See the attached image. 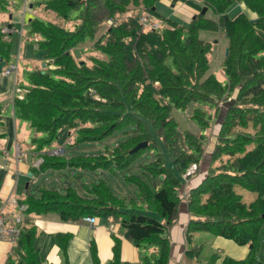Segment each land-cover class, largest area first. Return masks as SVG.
I'll use <instances>...</instances> for the list:
<instances>
[{
  "label": "trees",
  "instance_id": "16d2710c",
  "mask_svg": "<svg viewBox=\"0 0 264 264\" xmlns=\"http://www.w3.org/2000/svg\"><path fill=\"white\" fill-rule=\"evenodd\" d=\"M160 1L37 0L28 28L43 56L28 74L30 87L13 102L15 118L38 136L31 140L35 152L52 145L62 130L72 139L71 148L100 144L119 132L129 135L96 154H41L43 161L31 169L18 201L25 210L5 264L43 263L34 246L39 233L34 220L49 214L64 223L95 217L117 225L139 249L138 264H168V229L179 219L183 185L199 172L211 130L215 141L205 176L184 197L187 244L193 233H207L249 248L245 259L224 257L220 264H262L257 253L264 227V0H200L202 7L194 6L198 13L187 27L157 14ZM234 4H243L254 17L241 13L230 19L227 11ZM142 16L155 19L158 28L143 29ZM200 32L226 40L220 64L225 85L207 74L216 46L214 40L200 39ZM12 38L0 34V58L6 62ZM86 41L99 58L73 57L71 50ZM212 108L214 115L205 110ZM175 115L190 121L195 132L180 130ZM143 142L146 148L131 153ZM193 164L197 170L184 178ZM66 168L120 173L130 189L116 193L100 178L83 184L84 192L69 183L60 191L39 187L32 192L39 175ZM237 189L257 198L244 203ZM69 240L70 235H55L64 264ZM201 251L188 247L185 255L197 261ZM90 254L93 264H100L93 241ZM220 257L211 255L207 264H217ZM109 264H128L121 260L115 236Z\"/></svg>",
  "mask_w": 264,
  "mask_h": 264
},
{
  "label": "crops",
  "instance_id": "0c3cea01",
  "mask_svg": "<svg viewBox=\"0 0 264 264\" xmlns=\"http://www.w3.org/2000/svg\"><path fill=\"white\" fill-rule=\"evenodd\" d=\"M36 3L37 0H7L6 8L0 10V25H7L13 29L28 25L29 21L37 14L38 9L33 8ZM194 6L202 7L200 0H189V4L178 3L174 6L168 0H162L155 5V10L161 17L187 27L190 19L198 13ZM241 13L254 17L245 9L243 4H234L227 11L230 19L236 18ZM202 33L199 34L200 38L203 37ZM204 33H207V36L209 34L214 35V33ZM207 36L203 40L209 41L210 39H206ZM214 45L217 46V49L219 48L216 41ZM41 58L42 56L37 60ZM27 61L31 60L27 59ZM11 63H13L12 58L10 62L0 58V214L3 217V227L5 229L17 230L18 223L16 220H22L24 213V211H21L18 201L23 197L28 186L29 174L31 169L35 168L34 164L40 158V154L35 152V145L30 143L31 140L26 139L29 135L25 129L26 124L24 127L18 125V121L14 116L11 97L15 83L12 77L3 75V72ZM211 142L205 152L207 153V162L204 163L203 156V164L201 165V160L199 172L193 178L185 181L182 192L187 194L205 176V170L209 165L210 154H208V150ZM129 189L130 187H128ZM126 193L127 189L124 191V194ZM180 206L179 219L174 226L168 229L167 233L170 240L168 264H207L211 255L215 253L221 255L217 264H220L224 257L234 260H243L247 257L248 247L238 246L233 241L221 237H212L203 232L193 233L190 242L187 244L185 232L189 222V214L183 198ZM34 224L39 231L34 246L43 256L42 264H64L59 248L55 244V235L59 234L70 235L66 251L68 264H93L90 254V243L92 241L96 245L100 264H109L112 255L113 236L120 239L121 260L128 264H138L139 262V249L120 235L117 225L108 223L105 220L97 218V223L94 227H91L81 221L77 223L60 222L55 215L49 214L35 219ZM110 225H112V230L109 229ZM12 244L13 240L10 238L0 240V264H5ZM188 247L202 248L197 261L188 259L185 255Z\"/></svg>",
  "mask_w": 264,
  "mask_h": 264
},
{
  "label": "rangeland",
  "instance_id": "374dc122",
  "mask_svg": "<svg viewBox=\"0 0 264 264\" xmlns=\"http://www.w3.org/2000/svg\"><path fill=\"white\" fill-rule=\"evenodd\" d=\"M7 6V0H0V10L5 9ZM33 8H37V5L35 4ZM1 24V23H0ZM15 29V28H14ZM16 31L20 32L22 31V36L19 40L17 38V35H13L12 41H14L13 44V50H12V60L13 63H16L17 57H18V75L16 77V86L23 90V92L30 87V82L28 79V74L33 71L35 61L43 56V52L36 47V40L37 38L29 33L28 25H24L22 28L15 29ZM203 37L200 39H205V36H207V33H202ZM206 39H210L209 41H212L211 39L216 41V44H219V48L217 49V46L213 49V51L209 55L210 60V69L207 72V74H213L214 77L222 84H226V78L220 71V63L222 59L223 54V46L226 44V40H224L222 34H209V36L206 37ZM214 41V43H215ZM19 43V44H18ZM22 44V46H21ZM71 54L73 57L77 60H83L86 61L88 58H99V54L97 51L93 50L91 48V42L86 41L85 43L77 46L73 50H71ZM31 58V59H30ZM27 59L31 61H27ZM40 61L37 60L36 63ZM33 62V63H32ZM226 105L225 103L222 104V111L225 109ZM209 114L214 115V108L212 109H205ZM221 113L218 115L220 117ZM182 117L180 115H175L174 119L179 125L180 130H190L192 132H195L196 127L188 120H182ZM18 125H24L26 124V131L29 133V135L26 137V139L32 140L34 138H37L35 132L27 126V123L21 120H17ZM18 131L20 132V129L18 128ZM129 134L128 133H122L119 132L112 136L111 138L107 139L103 143L100 144H93V145H82L79 147H65V157H71L76 154H96L104 147L105 144H112L115 145L120 141H123L127 138ZM69 138L68 133L65 130L59 131L58 138L55 140V142L50 146H45L41 152H38L40 154L44 153L47 154L48 151L59 149L62 146H64L65 142ZM214 134L212 137L208 136V139L213 141L214 143ZM28 141V140H27ZM210 142V141H209ZM207 142V145L210 144ZM31 143V142H30ZM32 145H35V151H36V143H31ZM39 158V159H40ZM138 161L130 170V174H134L137 172L138 163H140L142 160ZM207 162V153L204 155V163ZM203 164V160L201 165ZM100 178L104 179L108 182L109 186L114 190L116 193H124V191L127 189L128 186L125 185V183L121 180L120 173H107L106 175H102L100 172L98 173H89V171L81 172L79 169H70L66 168L63 170H49L46 173H43L39 175L33 184L31 185L32 192H35L39 187H45L48 189H55V190H62L65 183L71 184L76 189L81 190L84 192L83 184H90L92 182L98 181ZM237 193L241 195V200L244 203H250L254 201L257 198V194L254 192H250L247 190L237 189ZM220 255V254H219ZM221 256V255H220ZM263 256V262L264 264V227L260 233V245L258 248L257 257L260 259V257Z\"/></svg>",
  "mask_w": 264,
  "mask_h": 264
},
{
  "label": "built area",
  "instance_id": "2783aa9c",
  "mask_svg": "<svg viewBox=\"0 0 264 264\" xmlns=\"http://www.w3.org/2000/svg\"><path fill=\"white\" fill-rule=\"evenodd\" d=\"M140 23H141V26H142L143 29H147V28H149V29L150 28L157 29L158 26H159L158 22L155 19L149 18L148 16H142L140 18ZM109 24L116 25V21L115 20H110ZM0 34L4 37V39H6L10 35H15L16 34L17 37L20 40L22 32L21 31L18 32L15 29H13V28H11L9 26H6V25H0ZM17 70H18V57H17L16 63H11L6 68V70L3 72L4 76L12 77L13 80H14V83H15V88L13 89V94H12V97H11L12 101H14L15 98L22 99V95H23L22 94L23 91L20 88L16 87ZM227 102H230V98L227 99ZM221 107H222V105H221ZM208 136L209 137L213 136V130L209 131ZM71 143H72V139H68L64 146H62L59 149L48 151L46 155H48V156H63V155H65V146L66 145H71ZM42 161H43L42 158L38 159L35 162L34 166L37 168L42 163ZM196 170H197V165L193 164L183 177L186 178V177L194 174V172ZM185 194L186 193L183 192V194H182L183 199L185 197ZM24 210H25V206H21V211L23 212ZM16 222L20 223L21 219H17ZM81 222L85 223V224H87V225H89L91 227H94L95 224L97 223V218H95V217H85V218H83L81 220ZM109 229L112 230V225L109 226ZM17 234H18L17 230H7V229H5L3 227V217L0 214V240H2L4 238H10L11 240L14 241L15 237L17 236Z\"/></svg>",
  "mask_w": 264,
  "mask_h": 264
},
{
  "label": "water",
  "instance_id": "95a60500",
  "mask_svg": "<svg viewBox=\"0 0 264 264\" xmlns=\"http://www.w3.org/2000/svg\"><path fill=\"white\" fill-rule=\"evenodd\" d=\"M206 12V9H204L203 11H202V13H205ZM227 53H228V50L226 49L225 50V55H227ZM45 67V64H42V68H44ZM222 109V108H221ZM146 146H147V143L146 142H143V143H140V144H138V145H136V147L131 151V153H135V152H137V151H139V150H141V149H144V148H146ZM32 175H31V173L29 174V177H31Z\"/></svg>",
  "mask_w": 264,
  "mask_h": 264
}]
</instances>
